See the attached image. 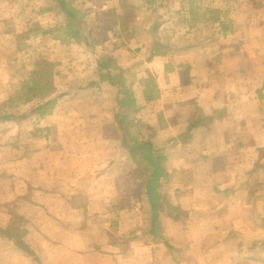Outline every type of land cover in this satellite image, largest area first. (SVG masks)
Listing matches in <instances>:
<instances>
[{"label": "crops", "instance_id": "crops-1", "mask_svg": "<svg viewBox=\"0 0 264 264\" xmlns=\"http://www.w3.org/2000/svg\"><path fill=\"white\" fill-rule=\"evenodd\" d=\"M0 134V264H264V0H0Z\"/></svg>", "mask_w": 264, "mask_h": 264}, {"label": "trees", "instance_id": "trees-1", "mask_svg": "<svg viewBox=\"0 0 264 264\" xmlns=\"http://www.w3.org/2000/svg\"><path fill=\"white\" fill-rule=\"evenodd\" d=\"M72 26V24H68V28ZM51 101H47L45 104L39 106V110L41 109V111H43V108L49 106L51 103ZM52 105V104H51ZM18 233H21V230L19 228H17L16 226L13 227V225H8L7 228H0V235L5 237V236H8V237H12V236H17ZM16 243L18 244V246L24 248L25 246L22 244V241L20 240H16Z\"/></svg>", "mask_w": 264, "mask_h": 264}, {"label": "rangeland", "instance_id": "rangeland-1", "mask_svg": "<svg viewBox=\"0 0 264 264\" xmlns=\"http://www.w3.org/2000/svg\"><path fill=\"white\" fill-rule=\"evenodd\" d=\"M0 136H1V134H0Z\"/></svg>", "mask_w": 264, "mask_h": 264}]
</instances>
